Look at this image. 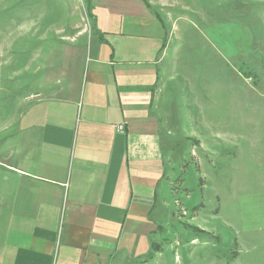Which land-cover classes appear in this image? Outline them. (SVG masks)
<instances>
[{"label":"crops","instance_id":"obj_1","mask_svg":"<svg viewBox=\"0 0 264 264\" xmlns=\"http://www.w3.org/2000/svg\"><path fill=\"white\" fill-rule=\"evenodd\" d=\"M88 4V32L71 43L49 37L43 60L59 64L57 78L25 95L0 160V264L166 263L164 251L148 259L164 206L165 129L154 98L187 8ZM61 47L76 51L68 57ZM19 67V78L29 74Z\"/></svg>","mask_w":264,"mask_h":264},{"label":"rangeland","instance_id":"obj_2","mask_svg":"<svg viewBox=\"0 0 264 264\" xmlns=\"http://www.w3.org/2000/svg\"><path fill=\"white\" fill-rule=\"evenodd\" d=\"M178 1L187 12L155 88L164 206L148 259L264 264V0ZM90 25L86 0H0V160L25 95L57 78L43 60L49 37L71 43Z\"/></svg>","mask_w":264,"mask_h":264},{"label":"built area","instance_id":"obj_3","mask_svg":"<svg viewBox=\"0 0 264 264\" xmlns=\"http://www.w3.org/2000/svg\"><path fill=\"white\" fill-rule=\"evenodd\" d=\"M118 130H119L120 132H123V126H119V127H118Z\"/></svg>","mask_w":264,"mask_h":264},{"label":"trees","instance_id":"obj_4","mask_svg":"<svg viewBox=\"0 0 264 264\" xmlns=\"http://www.w3.org/2000/svg\"><path fill=\"white\" fill-rule=\"evenodd\" d=\"M86 2H87V11H88V15H89V4H88V0H86ZM150 256V255H149Z\"/></svg>","mask_w":264,"mask_h":264}]
</instances>
